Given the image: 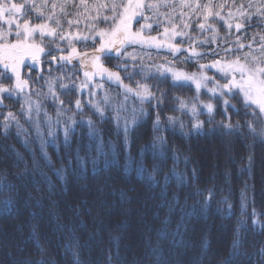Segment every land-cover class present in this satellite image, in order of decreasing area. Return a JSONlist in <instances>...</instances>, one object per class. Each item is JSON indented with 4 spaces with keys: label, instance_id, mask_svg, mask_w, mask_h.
<instances>
[{
    "label": "trees",
    "instance_id": "obj_1",
    "mask_svg": "<svg viewBox=\"0 0 264 264\" xmlns=\"http://www.w3.org/2000/svg\"><path fill=\"white\" fill-rule=\"evenodd\" d=\"M3 1L0 0V2ZM12 2L23 3L24 0ZM36 2L38 3L39 0ZM97 2L100 0H87L89 5ZM179 2L180 0H174L177 5ZM194 2L205 4L210 0H194ZM211 3L226 5L224 8L214 7L213 9L221 11L222 15L227 16L228 11H232L238 16L237 8L242 4L246 7L248 0H211ZM179 10L177 8V11ZM161 11L166 10L161 9ZM183 11L189 10L185 8ZM251 11L254 12V9ZM33 22L39 21L33 20ZM210 22L215 23V21ZM232 22L236 23L238 20L234 17ZM2 26L0 24V27ZM216 26L219 28L220 35L223 36L225 28L219 23ZM100 27L105 25L100 24ZM246 29L249 35L264 32V26L260 25L255 17L250 27L246 25ZM233 33L235 34V29ZM152 34L155 35L156 31L153 30ZM190 34L193 37L198 36L199 39L211 35L210 32L199 34L195 27L190 30ZM244 42L247 43L246 40ZM45 43L48 47H54L55 42L52 38H45ZM60 43L63 46L64 42ZM77 47L84 50L81 45ZM88 48H91L90 43ZM127 50L131 52L133 48L129 47ZM135 50L140 55H151L156 60L166 55L163 52L158 54L155 50H141L138 47ZM248 51L247 48L242 50V52ZM183 55L182 53L181 56ZM168 58L171 59L170 56ZM215 58L210 56L201 62L206 63ZM43 59L42 56L41 67L31 72V79L28 76V69L22 67L21 76L29 80L28 86L23 93L14 94L12 98H5L4 104L8 107L0 108L2 113L6 114L8 111L15 113L20 123V127L17 128L13 122L8 136L5 137L2 127L3 116L0 115V176H3L6 170L7 181L19 187L18 204L11 210V214H5L0 205V226L10 234L7 237L8 243L0 245V264H13V260L16 264H20L25 258L30 257L35 260L40 259L41 255L48 264H51L52 260H55L56 264H75L74 252L78 253L82 264H108L107 257L110 253L111 264H155L156 255L148 247L149 237L152 246L159 244L163 249L162 259L167 264H222L232 249V240L236 232L240 233L242 239L240 251L247 253L248 257H237L233 264H264L260 256V249L264 248V195L261 194L264 191V145L254 143L256 138L248 133L246 127L243 128V133L247 139L221 134L210 136L192 134V118L187 113L172 110L174 106H178V101L173 100L172 97L191 98L196 95L194 86L173 88L169 82H163L159 84V87L168 90V97L161 112V128L159 130L153 128L155 113L151 105L145 103L144 107L151 115L143 120L138 117L136 125L130 124L129 144L125 147L122 130L124 119L127 118L131 122L133 116L131 109L133 106L139 107V101L131 99L125 106L126 110L119 113L121 129L118 131L114 109L123 97L116 85L105 83V90L113 99L111 104L104 105L102 99L104 90H97L95 97H90L87 91L81 94L76 91L61 90L59 86L61 83L70 84L67 74L74 71L73 66L68 65L64 68L51 66L52 76L64 77L63 80L54 84V89L59 100L64 101L63 109H70L58 118L56 113L61 107L59 101H53L50 95H45L48 92L45 80L49 76L50 66L44 64ZM117 62L113 58L106 61V65L112 68ZM129 63L131 64V61ZM73 64L76 70L73 79L77 77L82 79L79 65L75 61ZM177 67L188 71L196 70L194 64L178 63ZM3 71L0 66V72ZM208 74L213 75V71L209 70ZM7 75L11 76V73L8 72ZM135 79L140 77L136 76ZM146 82L157 83L151 78ZM3 83L12 84L14 79H5ZM125 83L129 81L126 80ZM28 96H31L32 101H40L41 104L40 112L37 114L33 109L30 118L27 112H21V106L24 105ZM77 98L81 99L82 103L89 99L100 102L105 108L106 119L101 120L87 103H84L82 112H76L74 102ZM199 99L204 102L211 100L217 105L221 103L211 99L210 94L203 89ZM228 99L242 109L239 98L228 97ZM198 107L201 110L198 119L207 121L209 117L206 110L199 103ZM45 113L47 117L52 118L51 123L48 122ZM213 115V122L205 123V129L215 128L218 122L224 120L219 110ZM229 115L230 122L233 124L237 121L243 124L245 119H252L251 116H243V109L240 114H234L229 109ZM68 116H74L77 121L91 119L94 122L99 136L103 138V149L106 155H98V141L89 140L86 136L88 131L86 125H75L76 133L71 136V143L65 148L63 127L69 123ZM166 116L180 117L185 125L183 132L188 135H181L179 124L175 125V132L166 130L171 127L165 120ZM57 119H60L62 123L56 124ZM227 122L225 120V123ZM52 129L55 130L56 146H53L52 137L49 136V131ZM161 136L165 140L163 144L155 139ZM109 140L112 144L108 143ZM153 143L156 144L155 148L151 147ZM77 147L80 148L79 156L82 161L76 159ZM142 148L143 152H141ZM161 151L164 153L163 156L160 155ZM45 152L52 161L51 165L44 159ZM17 153L23 156V160H19ZM33 153L39 167L33 164ZM250 154L253 156L251 177L246 171ZM185 157L188 159L185 160ZM93 158L96 159L95 167L99 169L98 172L93 171ZM25 164H27V172H25ZM81 164L86 169L83 177L79 175ZM153 164L159 165V169L154 171ZM142 168L146 170L141 171ZM54 169H63L61 173L63 179L56 175ZM193 169H195V175H193ZM165 175L169 177L166 198L160 195L165 188ZM150 176H154L158 184H154ZM184 180L187 183H183ZM245 181L248 182L249 187L246 189L244 199L247 206L242 210L240 192L245 186ZM49 182L52 185L51 188ZM196 188L201 189L202 193L189 196L188 194L194 193ZM208 189H213L215 195L205 213L202 205L208 195ZM121 192L126 193L127 199L121 198ZM174 193L179 196L178 205L172 201ZM8 194V191H2L0 201ZM225 197L227 200L224 199ZM165 199L168 203L161 206V202ZM84 201L87 202L84 203ZM192 205H196V214L184 216L187 228L181 229L183 243L174 244L171 235L168 239L157 237L155 229L161 226V221L166 216L170 215L171 223L168 229L171 233L183 215L181 209L184 212H191ZM229 205H232L231 216L227 215ZM169 207L175 209L171 214H169ZM254 208L260 214L258 224L252 223L253 219H256L251 216ZM156 213L159 214V219L155 218ZM239 221L247 224V230L239 226ZM149 225L152 227L151 231H149ZM33 229H35V238L30 239ZM37 239L44 249L43 253H40L37 248ZM175 239L180 240V237ZM205 239L209 244L206 252L202 247ZM67 245L71 248L66 247ZM18 249H23V252ZM117 249L120 259L116 257ZM8 251L13 253L12 257L7 255Z\"/></svg>",
    "mask_w": 264,
    "mask_h": 264
},
{
    "label": "snow or ice",
    "instance_id": "obj_2",
    "mask_svg": "<svg viewBox=\"0 0 264 264\" xmlns=\"http://www.w3.org/2000/svg\"><path fill=\"white\" fill-rule=\"evenodd\" d=\"M214 7L224 8L226 5H213L211 0L205 4L194 2V0H180L178 5L174 3V0H100V2L91 5L87 3V0H79V3H77V0H40L39 3L36 0H24L23 3L4 0V2H0V21L6 26L0 27V66L4 70L0 72V108L8 107L4 104L5 98H12L14 94L23 93L28 86L29 80L23 79L21 76L22 67L28 69V76L31 79V72L41 65V57L43 56V63L50 66L48 68L49 76L45 80L48 86V92L45 95H50L53 101H59L61 107L58 108L56 113L58 118L70 109H63L64 101L59 100V96L54 89V84L63 80L64 77L52 76L53 69L51 66L61 68L68 65L73 66L74 71L67 74L70 84L61 83L59 85L61 90L76 91L81 94L87 91L90 97H95L97 90H104L102 98L104 105L111 104L113 99L110 93L105 90V83L116 85L121 90L120 95L123 97L114 109L118 131L121 129L119 113L126 110L125 106L131 99L134 98L139 101V107L133 106L131 109L133 113L131 122L127 118L124 119L122 130L125 147L129 144L130 124L136 125L138 117L143 120V118L151 115L144 107L145 103L150 104L155 113L153 128L155 130L161 128V112L168 97V90L159 87V84L163 82H169L173 88L194 86L195 96L187 99L180 96L172 97L173 100L178 101V106H174L172 110L187 113L192 118V134L199 136L221 134L247 139L243 133V128L246 127L248 133L256 138L254 143L258 142L264 145V32L249 35L246 29V25L251 26L254 17L257 18L260 25L264 26V0H248L246 7L242 4L237 8L238 16L232 11H228L227 16L222 15L221 11H214ZM177 8L180 10L177 11ZM185 8L189 11H183ZM161 9L166 11H161ZM252 9H254V12L251 11ZM234 17L238 22H232ZM33 20L39 22L34 23ZM210 21H215V23ZM82 23L83 28L81 27ZM217 23L225 28L223 36L220 35L219 28L216 26ZM100 24H104L105 27H100ZM193 27L199 34L210 32L211 35L205 36L203 39H199L198 36L193 37L190 34ZM233 29H235V34ZM153 30L156 31L155 35L152 34ZM45 38H52V41L55 42L54 47H48ZM245 40L247 43L244 42ZM60 42H64L63 46ZM89 43L91 44L90 49L88 48ZM77 45H81L84 50H80ZM129 47H132L133 51H128ZM137 47L141 50H155L158 54L163 52L166 55L156 60L148 54L140 55L135 50ZM245 48L249 51L242 52ZM182 53L183 56H181ZM169 56L171 59L168 58ZM210 56L216 58L206 63L201 62ZM113 58L118 62L110 68L106 65V61ZM26 61H30V63L26 64ZM74 61L79 65L82 79L79 77L73 79L76 75ZM129 61H131V64ZM178 63L194 64L196 70L188 71L185 68L177 67ZM209 70L213 71V75L208 74ZM8 72L11 73V76L7 75ZM40 73L42 76V68ZM136 76H139L140 79H135ZM150 78L156 80L157 83L148 84L146 81ZM5 79H14V83L5 84L3 83ZM126 80L129 83H125ZM202 89L210 94L211 99L218 100L221 103L217 105L213 104L211 100L209 102L200 101L199 97ZM37 94L39 95V93ZM228 97L239 98L243 116H251L252 119H245L243 124L240 121L235 124L231 123L229 109L234 114H240L242 109L231 103ZM84 103L92 107L101 120L106 119L105 108L100 102L89 99ZM84 103L79 98L75 100L76 112L83 111ZM198 103L206 110L209 117L207 121L198 119L201 114ZM33 109L37 114L40 112V101H32L31 96H28L24 105L21 106V112H27L30 118ZM217 110L224 117V120L218 122V126L215 128L205 129V123L211 124L213 122V114ZM0 115L3 116L2 127L5 137L8 136L13 122H15L17 128L20 127L17 115L12 111H8L6 114L0 112ZM45 115L47 117V113ZM51 119V117H47L49 123H51ZM67 120L69 123L63 127L65 148L70 145L71 136L76 133L75 125H86L88 128L86 136L90 141H98V155H106L103 149V138L99 136L98 130L91 119L77 121L74 116H68ZM165 120L171 126L166 130L175 132V125L179 124L181 135H188V133L183 132L185 125L180 117L166 116ZM225 120L228 122L225 123ZM61 123L60 119L56 120V124ZM37 133L39 134L38 123ZM49 136L52 137L51 143L53 146H56L54 129L49 131ZM155 139L159 140L161 144L165 143L162 136ZM41 143L43 145L44 142ZM108 143L112 144V141L109 140ZM245 146L251 147L250 145ZM151 147L155 148L156 144L153 143ZM143 151L142 148L141 152ZM79 152L80 148L77 147L76 159L82 161ZM160 155H164L163 151L160 152ZM17 157L19 160H23L20 153H17ZM173 158L175 159V154ZM44 159L51 165L52 161L46 152L44 153ZM187 159L185 157V160ZM248 162L246 171L251 177L253 164L251 154L248 156ZM33 164L35 167H39L38 161L35 160V153H33ZM93 165V171L98 172L99 169L95 167V158H93ZM152 168L154 171L158 170L159 165L153 164ZM145 170L141 169V171ZM27 171V164H25V172ZM54 171L57 176H61L63 169H54ZM85 171L86 169L81 164L79 175L83 177ZM242 171L245 170L242 169ZM193 175H195V169H193ZM149 178L154 184H158L154 176ZM61 179H63L62 176ZM164 180L165 188L160 195L166 198V185L169 177L165 175ZM182 182L187 183L186 180ZM244 185L240 192L242 210L247 206L244 199L246 189L249 187L247 181L244 182ZM0 186H2L0 193L4 190L9 193L0 201V205H2L5 214H11V210L18 204L19 187L7 181L6 170L5 174L0 176ZM49 187H52L50 182ZM207 191L208 195L202 205V210L205 213L215 195L213 189ZM201 193L202 190L196 188L194 193L188 195H200ZM261 194L264 195V191ZM121 198L127 199L126 193L121 192ZM224 199L227 200L226 197ZM172 201L177 205L179 204L178 194H173ZM37 202L39 203V201ZM86 202L84 201V203ZM165 203H168L166 199L161 202V206ZM231 209L232 205H229L227 211L229 216L232 215ZM174 211L173 207H169V214ZM217 211H220V209H217ZM181 212L183 215L176 223L175 230L171 233L168 229L171 223L170 215L161 221V226L155 229L158 238L168 239L171 235L174 244L183 243L181 229L187 228L184 216L195 215L196 205H192L191 212H184L183 209H181ZM154 215L156 219H159L158 213ZM259 215L254 208L251 213L252 217H256L252 221L253 224L260 222ZM238 223L240 227L247 230V224L244 221ZM81 224H83L82 221ZM148 228L149 231L152 230L151 225ZM9 235L0 226V245L8 243L7 237ZM73 236L75 237V233H73ZM175 237H180V240H176ZM29 238H35V229H33V233ZM36 244L40 253H43L44 249L40 246L38 239ZM241 245V235L236 232L232 240V249L227 259L222 261V264H233L234 259L237 257H248L247 253L240 251ZM66 247L71 248L70 245ZM148 247L156 255L155 264H167L162 259L163 249L159 244L152 246L150 237L148 238ZM202 247L206 252L209 247L206 239ZM18 251L23 252V249H18ZM7 255L12 257L13 253L8 251ZM73 255L76 257L75 264H82L78 253L74 252ZM260 256L264 260V248L260 249ZM116 257L120 259L118 249ZM107 259L108 264H111V253ZM13 264H16L15 260H13ZM20 264H48V261L41 255L40 259L35 260L30 257L25 258ZM51 264H56V261L52 260Z\"/></svg>",
    "mask_w": 264,
    "mask_h": 264
},
{
    "label": "rangeland",
    "instance_id": "obj_3",
    "mask_svg": "<svg viewBox=\"0 0 264 264\" xmlns=\"http://www.w3.org/2000/svg\"><path fill=\"white\" fill-rule=\"evenodd\" d=\"M13 1V0H12ZM4 2V1H3ZM39 2H40V0H39ZM38 2V3H39ZM0 24L1 25H3V22L2 21H0ZM2 27H6L5 25H3ZM65 27H67V25L65 26ZM81 27L83 28V23H82V25H81ZM26 62H29L30 63V61H26ZM39 68L41 67V65L40 66H38Z\"/></svg>",
    "mask_w": 264,
    "mask_h": 264
}]
</instances>
